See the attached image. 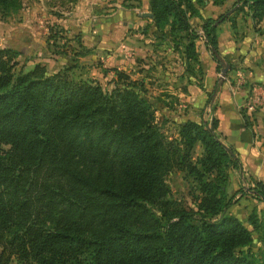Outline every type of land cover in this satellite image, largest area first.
Here are the masks:
<instances>
[{
    "label": "trees",
    "instance_id": "obj_1",
    "mask_svg": "<svg viewBox=\"0 0 264 264\" xmlns=\"http://www.w3.org/2000/svg\"><path fill=\"white\" fill-rule=\"evenodd\" d=\"M202 1L149 0L154 37L167 40L169 24L172 40H185L186 71L194 70L189 61L199 65L198 36L217 50L218 23L234 24L225 13L202 17L199 33L189 17L200 16ZM236 3L235 12L245 6L264 23V0ZM73 50L76 57L89 47ZM16 55L0 47V264H264L250 250L258 225L227 212L235 193L264 200V182L227 195V168L241 164L217 118L181 117L167 135L143 80L113 67L105 89L74 79L76 61L51 73L40 63L15 71ZM201 76L181 77L202 87ZM196 143L202 152L193 158ZM177 171L189 182L191 205L170 197L166 175ZM262 234L264 242V226Z\"/></svg>",
    "mask_w": 264,
    "mask_h": 264
},
{
    "label": "rangeland",
    "instance_id": "obj_2",
    "mask_svg": "<svg viewBox=\"0 0 264 264\" xmlns=\"http://www.w3.org/2000/svg\"><path fill=\"white\" fill-rule=\"evenodd\" d=\"M77 1L78 0H7L5 3L0 1V47H10L17 51L14 65L15 71H27L31 69L34 64L40 63L45 65L48 73H51L63 66L72 65L73 61H76L75 65L69 71L74 79H92L98 81L103 88L110 89L112 87V76L114 75L113 67H117L115 64H112L110 60V55H112V52H115V47L113 45H108L107 47L110 46V48H105L100 51L93 50V47H89L86 53L75 57L73 55V48L81 51L87 46L84 44H82L83 46H79L77 37L81 39L83 43L80 33L76 31L69 32L59 20V18L64 19V23L68 20V15H64L63 12L72 9L71 7L75 6ZM101 1L102 0H94L95 4L91 2V7L82 11L83 15L86 13L90 15L98 14L99 11L100 13H103V11L107 12L109 10H106L107 7L102 10L103 3ZM125 5L131 7L134 4L128 1ZM239 5L240 3L234 5V9ZM247 12L250 15L249 9L244 6L243 10H237L235 14H245ZM193 16L189 17V21L194 27L191 22ZM151 23L152 21L144 25L141 32H151ZM253 23L254 25L264 24L262 21L257 23L254 20ZM102 26L108 28V24H103ZM120 27L121 26H119V29ZM168 28L169 24H166L163 28L164 31L167 32V40H158L156 42L154 38V45L156 46H150L152 54L146 57L148 59V61H146V64H148L147 66H140V62L143 59L138 60V58H136L135 62H137V64H133L130 70L117 68L126 71L132 78H138L145 82L148 95L158 107L156 116L158 121H161V128L167 135L172 136L176 133L177 122L180 120L181 116L184 114L182 117H187L186 115L189 113L187 112V104H185V101L180 99L178 94L174 92L176 90L183 91V86H176L174 88L173 84L169 83L165 77H157L154 72L160 69L161 72L159 74L161 75H163V71H168L170 74L172 73L173 76L176 75V77L179 78L183 73H186L191 81L199 79L202 75L201 78L204 81L205 71L200 62L198 65V63H194L193 61H189L188 64L192 65L194 69L193 72L189 71L188 66L187 71L185 70L187 64L183 60L181 52L184 48L181 43H184L185 40L180 41L181 38L179 34L174 36V40H172V33L168 31ZM258 29L262 30L264 34L261 26ZM115 30L116 28L112 27L111 31L114 32ZM76 34H78L77 37ZM119 34L121 35V33ZM201 37L204 39L202 35L195 39L196 49L197 43L200 42ZM175 41L180 43L176 46L178 47L177 49L173 48V46H175ZM158 45H161V47H157ZM61 49H65V52L56 53V51H61ZM218 55H220L219 52ZM216 60V71L220 74L222 64L217 58ZM234 65L236 64L231 61L230 67L229 62L225 77L220 78L222 81H226V79L231 83L234 81L232 80L233 78L228 76L229 67L234 68ZM177 81H179L178 78ZM203 81L202 87L198 86L201 89L205 87ZM234 82L232 84H234ZM241 83L242 81L237 83V88H241ZM188 84L193 85L194 82ZM205 95V104H207L209 109L207 113H209L213 105H215V99L211 100V96L208 98L209 92H206ZM159 109H164L165 114H161ZM191 113H194L193 115H199L200 113V115H203L205 110L201 107H197L196 110ZM177 114H179L180 117L176 116ZM211 117L207 116L206 120H209ZM199 120L200 119H198V121ZM221 140L223 141L222 137ZM201 152L202 146L196 143L192 153L193 158L199 156ZM227 173L228 180L226 192L229 196L234 194L241 185L246 189L254 186L253 179L245 175L240 179L236 173H233L231 167L227 168ZM183 175L184 173L180 171L169 173L166 175V182L170 188V197H172V199L181 201L184 205H191V196L188 194L189 182ZM234 199V202L229 206L227 212L240 219L248 228L258 225L252 232L253 239L250 250L255 261L261 263L264 260V242L262 236L264 226V200L252 197L249 192L243 195L235 193ZM8 264L17 263L15 260H12Z\"/></svg>",
    "mask_w": 264,
    "mask_h": 264
},
{
    "label": "crops",
    "instance_id": "obj_3",
    "mask_svg": "<svg viewBox=\"0 0 264 264\" xmlns=\"http://www.w3.org/2000/svg\"><path fill=\"white\" fill-rule=\"evenodd\" d=\"M128 1L134 5L127 7L125 3ZM234 1L224 0L221 4H215L212 0H203L196 3L200 16L195 15L191 18L195 29L201 33L202 17L216 18L221 13L233 15L234 24L229 18H225L218 23L216 33L217 51L224 59L226 57L229 60L230 67L231 61L236 64L234 68L229 67L228 71V76L235 81H233L234 84L228 79L226 81L220 79L216 71L217 60L213 58L202 37L197 43L196 50L205 71L203 89L196 84H187L186 79L173 76L168 71H163L161 75L158 69L154 74L157 77H165L174 88L183 86V91L174 92L187 104V112H189L187 117L195 120L206 119L207 116L217 118V129L224 143L234 148L241 164L240 169L231 168L233 173H236L240 179L245 175L253 180L264 182V104L251 115L241 108L251 86L264 82V34L258 29L260 26L261 29L264 28V24L254 25L248 12L236 15L232 6ZM91 2L94 0H78L77 4L71 7L72 9L63 12L64 15H68V20L64 23L65 20L59 18L61 24L69 32H79L83 44L93 47V50L100 51L110 48V46L107 47L108 45H113L115 52L110 55V60L118 68L130 70L133 64H137L136 58L143 59L140 66H147L146 57L152 54L150 46L154 45L155 38L153 23L150 24L151 32H141L143 26L152 21L151 17L143 15L149 11V0H102V10L107 7L106 10L109 9L107 12L99 11L98 14L83 15L82 11L89 9ZM103 24H108V28L103 27ZM119 26H121L120 29ZM112 27L116 28L114 32L111 31ZM155 41L158 40L155 38ZM240 81L242 86L237 88V83ZM206 92H212L211 100L215 99V105L209 113L205 104ZM197 107L203 108L205 113L193 115L194 113L191 112H194Z\"/></svg>",
    "mask_w": 264,
    "mask_h": 264
},
{
    "label": "built area",
    "instance_id": "obj_4",
    "mask_svg": "<svg viewBox=\"0 0 264 264\" xmlns=\"http://www.w3.org/2000/svg\"><path fill=\"white\" fill-rule=\"evenodd\" d=\"M264 104V82L251 86L246 98L241 104V108L248 115H251Z\"/></svg>",
    "mask_w": 264,
    "mask_h": 264
},
{
    "label": "water",
    "instance_id": "obj_5",
    "mask_svg": "<svg viewBox=\"0 0 264 264\" xmlns=\"http://www.w3.org/2000/svg\"><path fill=\"white\" fill-rule=\"evenodd\" d=\"M143 15L148 16V17H152L153 16L152 12H150V11H147V12L143 13ZM211 51L215 55V57L220 61V63L222 64V67L220 69L219 77L220 78H224L225 75H226L227 68H228V62L223 57L218 55V52H217L216 49L212 48Z\"/></svg>",
    "mask_w": 264,
    "mask_h": 264
}]
</instances>
